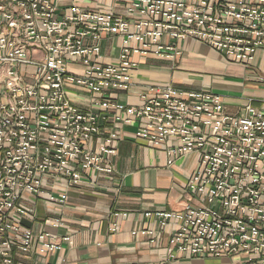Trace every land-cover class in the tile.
Returning a JSON list of instances; mask_svg holds the SVG:
<instances>
[{
    "label": "built area",
    "instance_id": "built-area-1",
    "mask_svg": "<svg viewBox=\"0 0 264 264\" xmlns=\"http://www.w3.org/2000/svg\"><path fill=\"white\" fill-rule=\"evenodd\" d=\"M114 1L125 14L73 5L59 15L56 0H0V264H15L19 253L60 250L70 240L36 233L13 216L26 213L23 195L39 194L48 176L78 185L84 175H113L122 124H136L135 137L153 147L174 140L167 149L173 159L199 156L186 185L196 203L155 213L161 226L178 222L169 237L171 259L264 264V97L232 114L210 89L149 88L140 105L111 94L132 89L135 54L176 60L187 38L227 62L250 65L264 48V0ZM109 35L121 38L116 63L103 61L101 41ZM259 81L264 86V74ZM69 90L90 101L78 102ZM133 234L151 242L160 236L146 228Z\"/></svg>",
    "mask_w": 264,
    "mask_h": 264
},
{
    "label": "crops",
    "instance_id": "crops-1",
    "mask_svg": "<svg viewBox=\"0 0 264 264\" xmlns=\"http://www.w3.org/2000/svg\"><path fill=\"white\" fill-rule=\"evenodd\" d=\"M234 2L238 0H223ZM57 12L64 15L73 5L85 10L125 14V8L114 0H56ZM182 55L176 60L135 54L138 68L133 73L129 92H112L113 97L128 105L143 103L140 97L149 88L172 85L181 90L210 89L224 97L225 110L240 114L249 99L264 97L259 77L264 74V48L259 49L248 65L227 62L226 57L193 38L179 43ZM103 61L116 63L121 38L106 36L101 41ZM69 95L86 105L87 93L69 90ZM122 119L126 113L121 114ZM136 124L118 125L116 132L122 139L112 157L113 175L92 173L84 175L81 184L54 176L44 178L39 194L25 193L21 204L22 216L15 214L16 223L39 233L48 230L60 240L69 236L60 250L38 254H16L15 264H229L233 259L213 256L179 255L169 257V237L178 222L170 220L161 226L155 215L159 211H181L189 203H196L187 192V182L197 168V153L171 158L168 146L153 147L136 138ZM172 160L170 163L169 161ZM66 200L62 202V196ZM53 198V199H52ZM152 212L151 217L146 216ZM58 220L53 227L46 220ZM114 224L118 229L113 231ZM152 229L160 233L155 242L150 235L133 231Z\"/></svg>",
    "mask_w": 264,
    "mask_h": 264
}]
</instances>
